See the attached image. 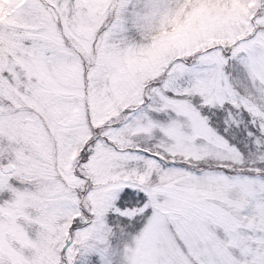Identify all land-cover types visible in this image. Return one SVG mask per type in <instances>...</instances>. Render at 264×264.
<instances>
[{
  "label": "snow or ice",
  "instance_id": "snow-or-ice-1",
  "mask_svg": "<svg viewBox=\"0 0 264 264\" xmlns=\"http://www.w3.org/2000/svg\"><path fill=\"white\" fill-rule=\"evenodd\" d=\"M0 264H264V0H0Z\"/></svg>",
  "mask_w": 264,
  "mask_h": 264
}]
</instances>
